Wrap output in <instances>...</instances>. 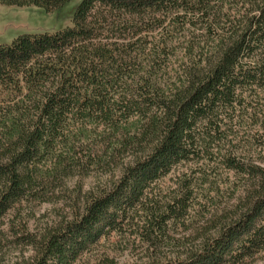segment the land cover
Masks as SVG:
<instances>
[{
	"label": "trees",
	"instance_id": "trees-1",
	"mask_svg": "<svg viewBox=\"0 0 264 264\" xmlns=\"http://www.w3.org/2000/svg\"><path fill=\"white\" fill-rule=\"evenodd\" d=\"M67 1L0 3L51 11ZM262 90L264 0H80L71 25L0 44V251L31 247L25 264H89L84 256L115 234L146 245L132 264L258 255L264 165L246 160L239 132L264 115L252 102ZM189 161L240 177L243 202L183 257L157 258L178 240L197 186L184 179L186 191L167 197L155 183ZM93 172L111 177L82 198L68 194L69 180ZM67 199L69 215L29 231L24 205Z\"/></svg>",
	"mask_w": 264,
	"mask_h": 264
},
{
	"label": "rangeland",
	"instance_id": "rangeland-1",
	"mask_svg": "<svg viewBox=\"0 0 264 264\" xmlns=\"http://www.w3.org/2000/svg\"><path fill=\"white\" fill-rule=\"evenodd\" d=\"M79 2L80 0H69L51 11L34 5L16 6L0 3V44H8L20 34L55 32L71 25L73 13ZM252 102L254 105L260 102L258 105H262L264 113V90L258 100L253 99ZM260 123H264V115H260L255 124L247 122V126L239 133L243 138L241 145L245 146L241 153L245 155L246 160L264 165V147L258 146L256 142L258 135L262 134L259 131ZM202 171L207 172L206 179H202ZM110 177L111 175L93 172L86 177L72 178L67 183L68 194L75 200L77 196L82 198L86 192L99 189ZM184 179H192L191 183L197 186V190L190 196L187 214L174 226V239L178 240L170 250L161 248L159 251L166 253L157 258L162 259V256L174 258L177 254L183 257L186 255L184 253L186 248L197 245L206 234H212L243 202L241 199L243 181L220 164L216 166L203 161L180 163L168 175L158 180L155 186L167 197H171L186 191L184 184L189 181L183 183ZM71 202L57 200L24 205L20 215L26 219L29 231L38 234L56 225L62 216L69 215ZM13 214L15 212L10 214V217ZM214 224L216 227L212 228ZM145 246L132 245L114 234L101 239L83 260H88L89 264H108L105 263V258L108 257V260L115 264H132L140 258L144 260L149 254ZM32 255L33 250L29 246L18 247L9 244L6 249L0 251V264H25ZM103 258L104 261L101 260ZM239 264H264V251Z\"/></svg>",
	"mask_w": 264,
	"mask_h": 264
}]
</instances>
